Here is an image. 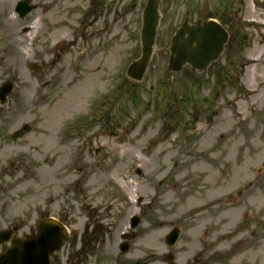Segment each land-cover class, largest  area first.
Wrapping results in <instances>:
<instances>
[{"label":"rangeland","instance_id":"374dc122","mask_svg":"<svg viewBox=\"0 0 264 264\" xmlns=\"http://www.w3.org/2000/svg\"><path fill=\"white\" fill-rule=\"evenodd\" d=\"M16 1L0 0V24L14 20L13 36L0 27V83L13 84L0 104V230L61 221L70 238L50 264H165L167 252L175 264H264V0H243L202 73L167 68L182 9L199 0H161L140 81L125 73L140 55L146 0H29L23 18ZM58 100L69 105L59 125Z\"/></svg>","mask_w":264,"mask_h":264},{"label":"water","instance_id":"95a60500","mask_svg":"<svg viewBox=\"0 0 264 264\" xmlns=\"http://www.w3.org/2000/svg\"><path fill=\"white\" fill-rule=\"evenodd\" d=\"M29 0H19L15 11L19 17H23L31 11L35 5H28ZM159 0H147L142 14V27L140 31L141 54L138 59L132 61L126 70V74L140 80L150 60L159 19ZM227 40V32L222 26L213 20L197 21L196 24H188L186 21L175 31L170 40L168 70L176 72L185 64L190 65L191 70L204 71L207 66L216 60L223 50ZM12 88L7 81L0 86V103H4L7 94ZM29 129L24 125L16 131L11 138L15 139ZM138 222L133 218L132 226ZM178 235V229L174 228L165 237V242L172 245ZM68 240L66 228L53 218H44L37 222L36 233L23 234L14 237L13 231L4 229L0 231V264H49V256ZM9 242V244L7 243ZM121 251L125 252L127 244L121 245ZM173 255L167 254L168 264H173Z\"/></svg>","mask_w":264,"mask_h":264},{"label":"flooded vegetation","instance_id":"af4514ba","mask_svg":"<svg viewBox=\"0 0 264 264\" xmlns=\"http://www.w3.org/2000/svg\"><path fill=\"white\" fill-rule=\"evenodd\" d=\"M214 3L207 4L205 0L196 1L193 5H187L182 9V19L194 18L195 20H206L215 18L222 23L225 21L230 28L233 14L239 15L242 12L243 0H212ZM191 23V22H190Z\"/></svg>","mask_w":264,"mask_h":264},{"label":"bare ground","instance_id":"6f19581e","mask_svg":"<svg viewBox=\"0 0 264 264\" xmlns=\"http://www.w3.org/2000/svg\"><path fill=\"white\" fill-rule=\"evenodd\" d=\"M254 17H251V18H253L252 20L255 19ZM0 27L5 30L6 35L13 36L12 35V31H13V28H14V20L10 16L7 15V16H5L2 19ZM28 28H29L28 32L31 34V32H33V31H35V29H37V22H33ZM60 33H61V30H59V29H57V30H55L54 32L51 33V37H52L53 41L60 38L59 37ZM62 40H63V38L61 40L59 39L58 42H61ZM11 41H15V39L12 38ZM20 45L22 46V48H19ZM27 54H28V52L25 49V45L23 43H21V42H15L14 48H13V55H15L21 61H24L25 59H27V56H28ZM83 92H84V90L80 86V93H83ZM84 99H82L81 102L80 101L79 102H74L75 107H77L78 109L80 107H82ZM68 109H69V105L67 103L62 105L59 100L56 102V104L54 105V117L56 119V124L57 125L61 124L62 112H65ZM123 152H124V150H123ZM123 187L126 189L128 194H133L135 192V191L133 192V190L129 191L128 188L125 185H123Z\"/></svg>","mask_w":264,"mask_h":264}]
</instances>
